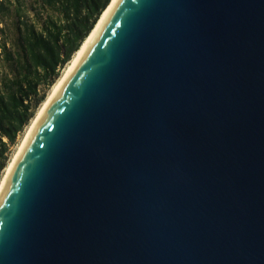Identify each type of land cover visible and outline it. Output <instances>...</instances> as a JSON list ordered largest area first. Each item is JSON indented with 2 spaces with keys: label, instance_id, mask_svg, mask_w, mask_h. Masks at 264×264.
Instances as JSON below:
<instances>
[{
  "label": "water",
  "instance_id": "water-1",
  "mask_svg": "<svg viewBox=\"0 0 264 264\" xmlns=\"http://www.w3.org/2000/svg\"><path fill=\"white\" fill-rule=\"evenodd\" d=\"M0 264H264V0H118L0 191Z\"/></svg>",
  "mask_w": 264,
  "mask_h": 264
},
{
  "label": "trees",
  "instance_id": "trees-1",
  "mask_svg": "<svg viewBox=\"0 0 264 264\" xmlns=\"http://www.w3.org/2000/svg\"><path fill=\"white\" fill-rule=\"evenodd\" d=\"M33 2L0 0V173L9 145L29 124L110 0ZM10 12L17 19L15 38L2 25Z\"/></svg>",
  "mask_w": 264,
  "mask_h": 264
},
{
  "label": "bare ground",
  "instance_id": "bare-ground-1",
  "mask_svg": "<svg viewBox=\"0 0 264 264\" xmlns=\"http://www.w3.org/2000/svg\"><path fill=\"white\" fill-rule=\"evenodd\" d=\"M117 1L118 0H110L108 5L106 6V8L101 13L100 17L98 18L97 22L95 23L94 27L91 29L89 34L85 37V39L82 41V43L79 46V48L74 52L72 58L67 63V65H66V67L64 69V72L62 73L61 77L59 78V80L54 85L51 94L43 102V104H42L37 116L32 120V122H31V124H30V126L28 128V131L26 132L23 140L21 141V143L19 144V146L17 148V151L15 152V154L13 155V157L9 161V163L6 165L4 173H3V176H2V179L0 180V191H1L6 179L8 177L10 171L12 170L16 160L18 159L22 149L24 148V146H25V144H26V142H27V140H28L33 128L36 125V123L38 122V120L40 119V117L42 116L44 111L48 108V106L51 104V102L53 101V99L55 98L57 93L59 92V90H60L61 86L63 85L64 81L69 76V74L71 73V71L73 70L75 65L77 64L78 60L80 59V57L84 53L85 49L89 45L90 41L92 40V38L95 35V33L98 30V28L100 27L101 23L103 22V20L107 16V14L110 12V10L114 7V5L116 4Z\"/></svg>",
  "mask_w": 264,
  "mask_h": 264
},
{
  "label": "rangeland",
  "instance_id": "rangeland-1",
  "mask_svg": "<svg viewBox=\"0 0 264 264\" xmlns=\"http://www.w3.org/2000/svg\"><path fill=\"white\" fill-rule=\"evenodd\" d=\"M21 1H26L29 4V3L33 2L34 0H21ZM33 5H35L34 2H33ZM16 20L17 19H16V15L14 14V12H10V13H8L5 16L2 17V21H3L2 25L4 26L5 32L9 35L10 38H15V35H16ZM67 63H66V65H67ZM66 65L63 68H61L59 77L56 79V81L53 83V85L49 89H47L45 99L39 104V106H38V108H37V110L35 112V115L30 120L29 124H27L26 127L24 128V130L17 136L15 143H13L12 145H9V149H8V153H7V163H6V165L9 163V161L12 159L13 155L17 151V148H18L19 144L21 143V141L23 140L26 132L28 131V128H29L32 120L37 116V114H38L43 102L51 94L54 85L56 84V82L61 77L62 73L64 72V69H65ZM4 170H5V168L0 173V180L2 179Z\"/></svg>",
  "mask_w": 264,
  "mask_h": 264
}]
</instances>
